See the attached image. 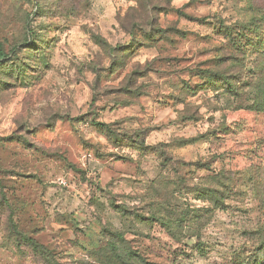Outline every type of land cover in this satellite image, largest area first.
I'll use <instances>...</instances> for the list:
<instances>
[{
  "label": "rangeland",
  "instance_id": "1",
  "mask_svg": "<svg viewBox=\"0 0 264 264\" xmlns=\"http://www.w3.org/2000/svg\"><path fill=\"white\" fill-rule=\"evenodd\" d=\"M0 43V264H264V0H0Z\"/></svg>",
  "mask_w": 264,
  "mask_h": 264
},
{
  "label": "trees",
  "instance_id": "2",
  "mask_svg": "<svg viewBox=\"0 0 264 264\" xmlns=\"http://www.w3.org/2000/svg\"><path fill=\"white\" fill-rule=\"evenodd\" d=\"M94 40L96 41V43L103 49H108L109 46L107 44V41L105 39H103L102 37L100 36H94ZM111 49V48H110ZM113 49V48H112ZM8 59V56L7 54L5 53V50L3 48V45L0 43V61L4 60V62L2 64H7V63H11L12 60H7ZM150 73V70L149 72ZM145 76V74H142L140 75L139 73L137 72H133L131 73L124 81V86L122 90H124L125 88V92H127L128 90H130V87H136V88H139L137 87V82L139 79L143 78ZM226 78V77H225ZM228 81L229 79L226 78ZM208 83H211V79L209 78L208 79ZM141 88V87H140ZM256 88V98L253 102V107H251L250 109L252 110H255V111H259V112H264V79L260 78V80L258 81L257 83V86L255 87ZM122 90L118 91V93H122ZM127 96L130 97V99H137L139 96H142L141 94H136V96H133L132 93H125ZM126 105H129L130 102L128 101L127 103H125ZM91 125L92 126H95L97 128H106L108 129V125L105 124V123H102V122H98L97 120H92L91 121ZM14 225V223L12 224ZM14 228H15V225H14ZM16 233L17 234H21L20 232H18L16 229H15ZM31 246L32 248H35V249H42L44 250L43 247H41L39 244H36V242H34L33 240H31ZM48 255V253H47ZM261 259H264V250H263V253L259 256Z\"/></svg>",
  "mask_w": 264,
  "mask_h": 264
}]
</instances>
